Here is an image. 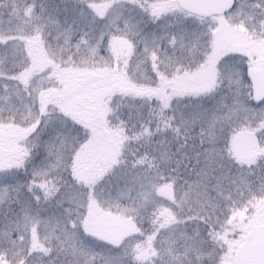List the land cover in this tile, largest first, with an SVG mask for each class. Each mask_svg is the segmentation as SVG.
Segmentation results:
<instances>
[{
    "label": "snow or ice",
    "instance_id": "snow-or-ice-1",
    "mask_svg": "<svg viewBox=\"0 0 264 264\" xmlns=\"http://www.w3.org/2000/svg\"><path fill=\"white\" fill-rule=\"evenodd\" d=\"M0 264H264V0H0Z\"/></svg>",
    "mask_w": 264,
    "mask_h": 264
},
{
    "label": "rangeland",
    "instance_id": "rangeland-1",
    "mask_svg": "<svg viewBox=\"0 0 264 264\" xmlns=\"http://www.w3.org/2000/svg\"><path fill=\"white\" fill-rule=\"evenodd\" d=\"M52 3H54V4L61 3V0H52Z\"/></svg>",
    "mask_w": 264,
    "mask_h": 264
}]
</instances>
